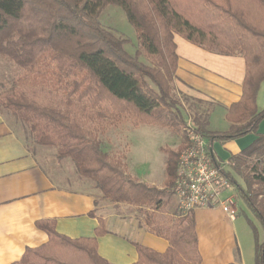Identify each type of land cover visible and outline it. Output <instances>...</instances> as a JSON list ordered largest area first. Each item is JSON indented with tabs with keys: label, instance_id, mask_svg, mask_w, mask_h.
Masks as SVG:
<instances>
[{
	"label": "trees",
	"instance_id": "obj_1",
	"mask_svg": "<svg viewBox=\"0 0 264 264\" xmlns=\"http://www.w3.org/2000/svg\"><path fill=\"white\" fill-rule=\"evenodd\" d=\"M109 5L121 8L136 33L134 57L98 21ZM174 35L245 61L242 96L225 115L228 131L211 133L196 117L192 127L208 146L256 135L227 162L244 187L224 163L215 164L260 225L263 239H255L253 263L264 264V161L252 159L264 155V134H256L264 119V109L256 108L264 81V0H0V61L16 69L8 85H0V113L11 115L29 144L52 148L58 161L69 159L77 176L91 181L103 199L144 209V226L168 248L158 254L136 246L135 264H200L193 210L165 211L169 197L176 196L180 155L166 152L165 187L158 189L126 174L98 137L104 125L132 121L181 133L187 144L186 121L171 93ZM140 52L150 66L137 60ZM36 227L48 241L27 248L12 264H109L97 254L101 220L94 237L76 240L59 235L51 220L37 221ZM239 257L237 252L233 264H240Z\"/></svg>",
	"mask_w": 264,
	"mask_h": 264
},
{
	"label": "crops",
	"instance_id": "obj_2",
	"mask_svg": "<svg viewBox=\"0 0 264 264\" xmlns=\"http://www.w3.org/2000/svg\"><path fill=\"white\" fill-rule=\"evenodd\" d=\"M173 42L177 55L174 81L179 90L191 102L205 105L202 117L207 131H228L230 123L225 115L242 96L244 59L209 52L178 35H174ZM256 108L264 109V81L256 96ZM256 134H264V119ZM256 138L252 134L216 141L210 146L212 156L216 162L226 160ZM40 151L46 157L43 164L38 162ZM126 164L129 174L141 183L162 187L164 176L154 178L146 172H135L128 159ZM136 214V208L103 199L91 181L77 176L69 159L58 161L52 148L29 144L11 115L0 113V264L17 262L27 248L48 241L46 233L36 227V222L42 220L53 221L59 235L73 240L94 237L101 220L104 234L97 238V254L109 264H135L136 246L163 254L168 242L140 226ZM193 214L200 264H233L237 252L240 264H249L238 247L235 217L231 220L218 207L197 208Z\"/></svg>",
	"mask_w": 264,
	"mask_h": 264
},
{
	"label": "rangeland",
	"instance_id": "obj_3",
	"mask_svg": "<svg viewBox=\"0 0 264 264\" xmlns=\"http://www.w3.org/2000/svg\"><path fill=\"white\" fill-rule=\"evenodd\" d=\"M98 21L103 29L109 32L114 38L123 42V49L129 56H135L136 52L139 50L136 33L133 27L127 22L121 8L115 5L106 6L100 13ZM137 60L144 65L150 66V61L142 52H140V56L137 57ZM15 74L16 69L13 65L0 61V85L6 87ZM171 87L172 97L179 102L181 113L186 119V128L188 125L195 127L193 118L196 117L200 121L203 120L202 110L205 108V105L196 104L188 100L183 96L185 94L179 90V86L175 81H173ZM192 113H195V116H193ZM103 127V132L98 135L99 140L106 145L109 155L124 165V172L129 176L131 175L128 172L126 164L127 159L130 167L135 172H146L147 174H151L154 178H163L164 176L163 180H165V173L161 166L163 165L164 159L166 160V152L171 151L180 155L185 150L186 141L184 136H182L181 133L176 134L168 128L155 125H135L132 121H125L116 126L104 125ZM186 128H182V134L183 130ZM184 133L187 134V131L185 130ZM217 147L218 144L215 146V150ZM41 152L42 151L38 152V162L43 164L46 157L41 155ZM228 159L229 158L221 160L220 162L224 163L225 170L231 173L233 178L244 187L243 179L226 164ZM252 159L253 162H255L256 159L264 161V155L257 153ZM145 161L148 163L143 164ZM243 172L246 173V170ZM164 187L163 181V185L160 189ZM228 197L231 198L234 203L233 211L234 217L236 218L234 225L242 259L249 264H253L255 239L257 238L258 241H261L263 239V233L259 223L245 207L232 187L223 189V198ZM178 210V200L176 196H170L165 206L166 213L172 215L178 212ZM144 213V209H142L137 210L136 214L138 218L137 223L143 227H145Z\"/></svg>",
	"mask_w": 264,
	"mask_h": 264
},
{
	"label": "built area",
	"instance_id": "obj_4",
	"mask_svg": "<svg viewBox=\"0 0 264 264\" xmlns=\"http://www.w3.org/2000/svg\"><path fill=\"white\" fill-rule=\"evenodd\" d=\"M186 131L187 144L179 156L175 181L178 208L186 212L218 207L233 220L234 203L229 197L223 198V189L231 186L215 164L210 146L192 126L188 125Z\"/></svg>",
	"mask_w": 264,
	"mask_h": 264
}]
</instances>
